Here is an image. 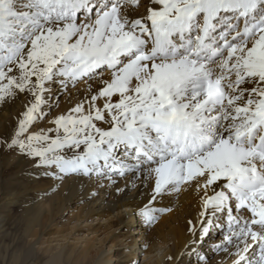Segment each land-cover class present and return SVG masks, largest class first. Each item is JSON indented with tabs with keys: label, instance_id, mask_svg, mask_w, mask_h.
I'll return each instance as SVG.
<instances>
[{
	"label": "snow or ice",
	"instance_id": "1",
	"mask_svg": "<svg viewBox=\"0 0 264 264\" xmlns=\"http://www.w3.org/2000/svg\"><path fill=\"white\" fill-rule=\"evenodd\" d=\"M69 86L77 102L52 115ZM14 101L6 149L60 181H139L147 225L194 185L192 243L221 236L212 251L264 264V0H0V105Z\"/></svg>",
	"mask_w": 264,
	"mask_h": 264
},
{
	"label": "bare ground",
	"instance_id": "2",
	"mask_svg": "<svg viewBox=\"0 0 264 264\" xmlns=\"http://www.w3.org/2000/svg\"><path fill=\"white\" fill-rule=\"evenodd\" d=\"M83 87L82 83L77 85L81 90ZM77 99L76 89L69 86L67 92L59 94L60 103L52 108V115L67 110ZM22 110L19 101L0 105V137L11 135ZM114 179L115 184L82 176L60 181L50 170L37 168L18 149L0 144V184L21 181L4 201L21 207L20 229L27 238L11 255L6 246L5 254L0 253V264H191L197 260L192 248L207 260L213 252L209 245L214 242L194 244L198 235L194 238L188 231V221L198 218L203 195L194 185L158 197L154 206L170 210L147 225L138 212L148 203L150 188L139 181L133 187L129 178ZM6 210L0 212V230ZM48 252L51 254L44 260L42 256ZM224 253L216 258V264H232L234 257Z\"/></svg>",
	"mask_w": 264,
	"mask_h": 264
},
{
	"label": "rangeland",
	"instance_id": "3",
	"mask_svg": "<svg viewBox=\"0 0 264 264\" xmlns=\"http://www.w3.org/2000/svg\"><path fill=\"white\" fill-rule=\"evenodd\" d=\"M5 134L7 135V133ZM16 182H21V181L20 180L19 181L7 180L0 184V187H1L0 197L3 198L1 200L2 206L0 208V212L4 209H8L6 210L7 213L5 215L3 214V216L6 217V220L4 222L3 227L0 230V253L5 254L4 249L6 246H8L9 247L7 251L8 255L13 254L16 248L22 247V245L25 243L27 239L20 229L21 207L17 206L16 204L8 206L6 205L4 201L5 199H8L6 198L7 193L13 191V188ZM160 219L161 217H159L158 215L157 221H159ZM220 237L221 236H217L215 239H212L211 237H209L206 240V242H208V244H210V242L218 243ZM14 240H16L15 243H14ZM223 253L224 251H218V252L213 251L208 256L207 260L205 261L194 260V261H191V264H214V261L216 264L217 263L216 258L219 256H222ZM50 254L51 252H48L47 254L45 253L42 256V258L45 260L46 258L50 256ZM9 259H10V256H9ZM70 264H76V262L74 263L71 262Z\"/></svg>",
	"mask_w": 264,
	"mask_h": 264
}]
</instances>
